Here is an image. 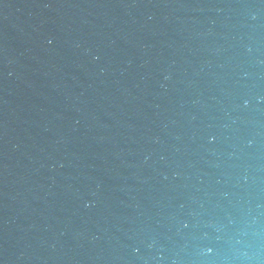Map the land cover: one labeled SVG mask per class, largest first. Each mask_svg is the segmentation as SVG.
Wrapping results in <instances>:
<instances>
[{"label":"water","instance_id":"obj_1","mask_svg":"<svg viewBox=\"0 0 264 264\" xmlns=\"http://www.w3.org/2000/svg\"><path fill=\"white\" fill-rule=\"evenodd\" d=\"M0 264H264V0H0Z\"/></svg>","mask_w":264,"mask_h":264}]
</instances>
